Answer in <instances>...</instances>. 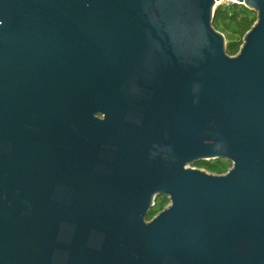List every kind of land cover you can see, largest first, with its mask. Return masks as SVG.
I'll use <instances>...</instances> for the list:
<instances>
[{"label":"water","instance_id":"water-1","mask_svg":"<svg viewBox=\"0 0 264 264\" xmlns=\"http://www.w3.org/2000/svg\"><path fill=\"white\" fill-rule=\"evenodd\" d=\"M221 1L0 0V264H264V0L235 56Z\"/></svg>","mask_w":264,"mask_h":264},{"label":"trees","instance_id":"trees-1","mask_svg":"<svg viewBox=\"0 0 264 264\" xmlns=\"http://www.w3.org/2000/svg\"><path fill=\"white\" fill-rule=\"evenodd\" d=\"M254 13H252L251 10H249L247 7L244 5L236 4L233 3L232 5L229 6H220L216 8L215 11V16H214V21H213V26L217 31H219V26L225 23L229 24H234L238 32L243 39L245 34L252 28V26L256 22V17ZM243 44V40L240 41L239 43H231L227 47V53L230 56H235L239 52L241 46ZM205 165L210 166L213 164H206ZM220 164L226 165L231 167V164H225V162H221ZM166 198H159L158 202L156 203V207L158 208L161 203L165 200Z\"/></svg>","mask_w":264,"mask_h":264},{"label":"rangeland","instance_id":"rangeland-1","mask_svg":"<svg viewBox=\"0 0 264 264\" xmlns=\"http://www.w3.org/2000/svg\"><path fill=\"white\" fill-rule=\"evenodd\" d=\"M233 3L240 4V3H237L236 0H224V1H221L217 4V8L220 6L226 7V6L232 5ZM252 13H254V12H252ZM252 17H256V19H257L256 14H255V16H252ZM219 32H221L224 35L227 47L231 43H237V42L239 43L240 41L243 40L241 38L239 32H238L237 27L234 24L225 23V24L220 25L219 26ZM222 161L212 162L211 164H213V165H210L208 167H207V165H205L203 163L197 164L195 167L198 169L204 170V171L208 172L209 174L225 175L228 173V171L230 170L232 165H231V167L226 166V165H222V164H220ZM223 162H225V161H223ZM225 164H227V162H225ZM158 200H159V198L156 200V203L158 202ZM169 205H170V201L166 198L158 208L153 209V211L151 212V214L149 215L147 220L148 221L152 220L159 213L164 211Z\"/></svg>","mask_w":264,"mask_h":264},{"label":"flooded vegetation","instance_id":"flooded-vegetation-1","mask_svg":"<svg viewBox=\"0 0 264 264\" xmlns=\"http://www.w3.org/2000/svg\"><path fill=\"white\" fill-rule=\"evenodd\" d=\"M224 161V160H223ZM226 162V161H225ZM206 164H211V163H206ZM228 164V163H227ZM230 164V163H229ZM201 170V169H200ZM201 171H203V172H205V173H208V172H206V171H204V170H201Z\"/></svg>","mask_w":264,"mask_h":264}]
</instances>
